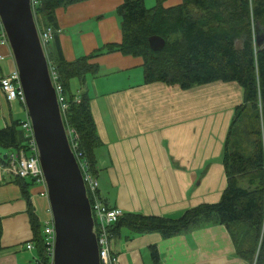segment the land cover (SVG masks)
Masks as SVG:
<instances>
[{"label":"crops","instance_id":"0c3cea01","mask_svg":"<svg viewBox=\"0 0 264 264\" xmlns=\"http://www.w3.org/2000/svg\"><path fill=\"white\" fill-rule=\"evenodd\" d=\"M95 1L100 0L56 11L60 48L68 61L122 40L118 14L82 13L97 5ZM0 53L4 56L0 75L16 69L11 47L0 45ZM94 62L97 73L88 74L83 84L73 79L72 87L77 95L86 91L91 98L100 140L94 150L93 174L103 202L123 212L168 217L219 202L227 186L224 144L235 109L244 102L243 88L233 81L190 89L145 83L143 58L120 52L103 54ZM27 116L25 104L9 101L0 88V129ZM42 189L29 188L45 223L50 202L40 195ZM0 220V264H31L35 253L26 247L33 240L28 203L1 161ZM151 245L158 247L161 264H254L237 254L229 230L215 215L204 216L189 230L170 237L122 228L111 241L119 264H148Z\"/></svg>","mask_w":264,"mask_h":264},{"label":"trees","instance_id":"16d2710c","mask_svg":"<svg viewBox=\"0 0 264 264\" xmlns=\"http://www.w3.org/2000/svg\"><path fill=\"white\" fill-rule=\"evenodd\" d=\"M88 0H43L38 11L55 30L53 42L59 81L68 104L63 120L77 137L79 150L94 169L95 148L100 140L88 92L77 95L72 81L83 84L95 74L96 57L120 52L143 58L144 82H163L182 89L215 81L237 82L244 102L235 109L223 151L227 186L217 203H204L178 217L124 212L111 226L113 235L122 228L134 233H160L170 237L189 230L199 219L215 215L229 230L237 254L250 262L264 264V0H183L165 6L157 0L148 8L145 0H123L117 9L121 19V42L103 45L86 56L68 61L60 48L56 11ZM160 36L165 45L153 50L149 39ZM262 40L261 42L258 39ZM17 120L0 129V146L27 150V138ZM8 153L0 161L6 165ZM28 203L35 245L33 260H47L44 222L31 201L33 180L13 177ZM0 220V248L2 237ZM161 264L156 245L150 246V262Z\"/></svg>","mask_w":264,"mask_h":264},{"label":"water","instance_id":"95a60500","mask_svg":"<svg viewBox=\"0 0 264 264\" xmlns=\"http://www.w3.org/2000/svg\"><path fill=\"white\" fill-rule=\"evenodd\" d=\"M0 17L20 74L49 192L56 229L54 264H101L91 202L67 135L31 0H0ZM149 42L153 50L165 45L160 36L150 37Z\"/></svg>","mask_w":264,"mask_h":264},{"label":"built area","instance_id":"2783aa9c","mask_svg":"<svg viewBox=\"0 0 264 264\" xmlns=\"http://www.w3.org/2000/svg\"><path fill=\"white\" fill-rule=\"evenodd\" d=\"M42 1L43 0H31V7L39 37L48 59L49 71L58 96L60 110L62 116H64L68 107V104L66 102V95L64 93V87L59 81V75L56 66L55 64H53L47 53V47L54 39L55 30L52 26H48L44 22L43 16L38 11V6ZM0 45L10 46L1 17ZM3 59L4 56L0 53V63L3 61ZM0 88L5 93L6 98L9 101L20 100L25 104V94L21 85L20 74L17 69H14L9 73L0 75ZM21 126L26 138L28 139V148L27 150H25L24 148L12 149L8 153L5 171H7V173L11 174L13 177L33 180L37 185L42 186L43 188L40 195L49 199V192L44 171L40 162V156L34 136V129L29 116H27V118L22 121ZM66 130L72 151L74 152L81 169L87 188L88 197L91 202L95 223V232L99 245L100 262L101 264H119L118 256L114 255L112 252L111 241L113 233L111 231V226L118 221V219L124 214V212L120 208H109L100 198L98 194L99 181L93 174L89 162L83 156V153L79 150L75 132L71 127L68 126H66ZM49 212L50 217L44 223V234L47 245V260L45 262L38 261L37 264H54L56 229L51 207L49 208ZM26 247L28 250L33 251L35 249L34 242H28ZM254 264H256V259L254 261Z\"/></svg>","mask_w":264,"mask_h":264},{"label":"rangeland","instance_id":"374dc122","mask_svg":"<svg viewBox=\"0 0 264 264\" xmlns=\"http://www.w3.org/2000/svg\"><path fill=\"white\" fill-rule=\"evenodd\" d=\"M108 1L109 2H106L104 0L95 1V2H97L96 3L97 5H95V6L92 5L88 9L87 8L83 9L82 13H91L92 12L95 14H117V9L122 4L121 3L122 0H118V2H116L115 0H112L113 2H111V0H108ZM156 2H157V0H145V4L148 8L153 7L156 4ZM76 13H79V12H76ZM52 42L47 47V53H48V56H50L52 53L54 57H57L55 44H53ZM27 142H28V140H27ZM10 151H11V149L4 148V147L0 146V153L2 155L9 153ZM28 155H29V152H28ZM31 188L37 189V188H39V185L33 184L31 186ZM31 264H35V261L33 259H32Z\"/></svg>","mask_w":264,"mask_h":264}]
</instances>
